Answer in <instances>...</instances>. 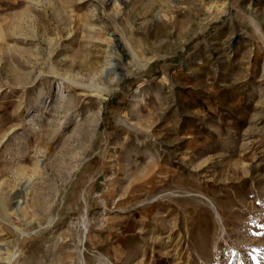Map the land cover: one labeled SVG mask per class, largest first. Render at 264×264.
I'll return each mask as SVG.
<instances>
[{"label": "rangeland", "instance_id": "obj_1", "mask_svg": "<svg viewBox=\"0 0 264 264\" xmlns=\"http://www.w3.org/2000/svg\"><path fill=\"white\" fill-rule=\"evenodd\" d=\"M0 264H264V0H0Z\"/></svg>", "mask_w": 264, "mask_h": 264}, {"label": "bare ground", "instance_id": "obj_2", "mask_svg": "<svg viewBox=\"0 0 264 264\" xmlns=\"http://www.w3.org/2000/svg\"><path fill=\"white\" fill-rule=\"evenodd\" d=\"M115 66H113V64L111 63V68L113 69ZM112 69H109L108 68V70H112ZM107 70V71H108ZM29 185V180H27V178H26V180L24 181V188L25 187H27ZM21 201L20 200H18V203H20ZM19 205V204H18Z\"/></svg>", "mask_w": 264, "mask_h": 264}]
</instances>
